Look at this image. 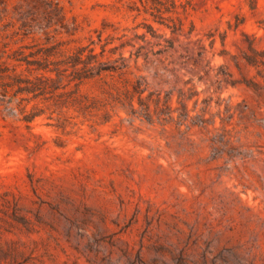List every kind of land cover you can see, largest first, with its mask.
I'll return each instance as SVG.
<instances>
[{
	"label": "rangeland",
	"instance_id": "obj_1",
	"mask_svg": "<svg viewBox=\"0 0 264 264\" xmlns=\"http://www.w3.org/2000/svg\"><path fill=\"white\" fill-rule=\"evenodd\" d=\"M59 2L56 82H0V264H264V0Z\"/></svg>",
	"mask_w": 264,
	"mask_h": 264
},
{
	"label": "trees",
	"instance_id": "obj_2",
	"mask_svg": "<svg viewBox=\"0 0 264 264\" xmlns=\"http://www.w3.org/2000/svg\"><path fill=\"white\" fill-rule=\"evenodd\" d=\"M63 16L59 0H0V37L6 48L0 49V82H56V75H30L37 69L56 71V23ZM28 37L29 43L8 47ZM27 48L31 50L25 52ZM34 55L38 57L31 58Z\"/></svg>",
	"mask_w": 264,
	"mask_h": 264
}]
</instances>
